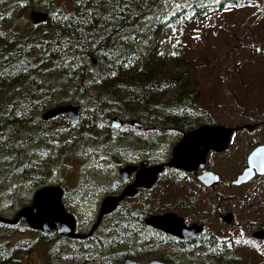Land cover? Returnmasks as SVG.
Returning a JSON list of instances; mask_svg holds the SVG:
<instances>
[{
  "label": "trees",
  "instance_id": "obj_1",
  "mask_svg": "<svg viewBox=\"0 0 264 264\" xmlns=\"http://www.w3.org/2000/svg\"><path fill=\"white\" fill-rule=\"evenodd\" d=\"M221 3L232 6L238 0ZM32 10L46 13L47 20L33 25L26 17ZM223 10L213 0H189L185 4L174 0H119V6L117 0H2L0 140L8 137L6 140L12 141V163L25 162L22 152L49 136L57 137L58 148L72 153L69 156L84 143L108 160H121L124 153L114 152L110 143L113 135L111 131L103 133V124L98 125L100 117L138 120L147 126L156 125L159 132L174 130L179 137L184 131L210 124L201 117L205 113L199 102L205 85L190 71L193 57L189 50L180 49L173 58L160 55L156 40L165 27L198 21ZM64 60L69 66H64ZM216 61L209 55L198 65L213 67ZM229 66L231 70L233 64ZM207 74L216 76L213 69ZM61 105L91 109L84 110L81 125L71 126L63 116L40 119L43 112ZM53 123L58 124L56 129L50 125ZM118 140L124 145L121 135ZM167 156L159 162H165ZM13 170L0 169V199L12 192L8 177ZM189 181L180 176V192L185 187H201L196 181L195 186L189 185ZM28 199L22 192L11 205L20 208L28 204ZM180 201L181 211L197 219L203 206L199 194L190 192ZM133 215L122 212L105 216L98 226L106 229L101 237L94 232L83 239L55 235L67 242L66 254L65 248L60 253H48L40 264H91L104 257L103 250L111 251L122 244L132 252H118L119 257L107 264H118L126 257L165 264H245L236 254L238 247L233 240L204 231L196 239L182 242L148 230ZM24 228L29 230L26 224ZM159 248L163 252L155 256L154 250ZM15 251L10 242L0 244V264L14 263Z\"/></svg>",
  "mask_w": 264,
  "mask_h": 264
},
{
  "label": "rangeland",
  "instance_id": "obj_2",
  "mask_svg": "<svg viewBox=\"0 0 264 264\" xmlns=\"http://www.w3.org/2000/svg\"><path fill=\"white\" fill-rule=\"evenodd\" d=\"M187 1L174 0V3L185 4ZM238 4L241 6H230V11L214 12L198 21H185L175 27H165L156 40L157 54L163 53L173 58L169 53H177L186 48L193 57L190 71L205 85L199 102V107L205 113L201 117L210 122L202 125L242 128L231 134L224 152L207 156L206 166L219 176V185L204 193L198 187H187L180 193L182 196L190 192L199 194L203 206L197 217L204 223L195 219L193 214L181 211V201L176 198L163 200L161 212H174L186 224H205L206 232L219 239L233 240L238 247L236 254L245 264H264V242L255 241L251 237L252 232L264 226V176L256 177L240 187H232L230 184L242 171L248 153L255 146L264 144V0H238ZM26 17L30 21L29 11ZM197 36L199 39L195 38ZM257 47L260 48L259 52L254 50ZM209 55L217 59L215 66L209 64L207 67H199L198 63ZM230 64H233L231 70ZM209 69H213L216 76L208 75ZM89 109V106L80 108V119L84 116V110ZM111 118L100 117L98 125L103 124V133L110 134L111 131L113 139L110 143L114 152L119 150L124 153L125 157L121 160L117 157L108 160L99 151L87 149L89 146L84 143L75 150L73 156H69L72 153L61 152L58 148L57 137L49 136L27 147L22 152L25 162L18 161L15 165L10 159L13 143L9 142L10 139L6 140L8 137H3L0 140V169L14 170L8 177L12 192L0 199V218L11 220L18 210L30 205L32 194L37 189L57 182L65 189L63 203L68 208L67 212L75 218V234L85 235L96 221L101 200L120 187L122 180L118 170L129 161L142 157L157 163L169 152L168 159L172 148L188 132L184 131L179 137L174 130L159 132L156 125H146L147 134L125 128L114 130L110 127ZM50 125L54 129L58 127L56 123ZM244 126L252 129L248 130ZM115 135L124 138V145ZM13 147H17L16 142ZM68 168L72 169L71 172H68ZM186 178L190 180L189 185L195 186L191 175ZM160 186L165 188L164 183H160ZM166 186L172 187L170 184ZM22 192L23 196L29 198L28 204L20 208L16 204L12 206V200ZM134 204L139 208L141 203ZM227 213L233 215L231 225H225L218 218ZM24 224L23 219L15 227L0 223V244L10 242L16 248L12 256L14 263L8 264H40L47 259L48 253H60L64 248L66 254L68 244L64 239H57L53 233L42 236L25 229ZM94 230L93 234L98 237L106 231L104 228ZM242 240L249 243H237ZM122 251L130 253L132 249L122 244L111 251L103 250L104 257L91 264H107L117 259V253ZM161 252L159 248L153 254L157 256ZM151 260L155 259L133 261L143 264Z\"/></svg>",
  "mask_w": 264,
  "mask_h": 264
},
{
  "label": "water",
  "instance_id": "obj_3",
  "mask_svg": "<svg viewBox=\"0 0 264 264\" xmlns=\"http://www.w3.org/2000/svg\"><path fill=\"white\" fill-rule=\"evenodd\" d=\"M29 18L33 25L44 23L48 16L42 11H30ZM80 107L75 105H61L50 108L42 113L41 120L49 121L57 117H65L70 125H76L80 120ZM129 124L143 131V125L136 120H131ZM123 121L118 117L110 119V126L113 129H120ZM251 130L252 127L244 126ZM241 130L239 128H225L223 126L202 125L192 129L182 135L179 142L172 148L170 158L165 165H155L146 167V163L140 165L135 181L132 185L124 188L119 196L105 197L99 206L98 215L91 231L87 235L75 234V218L65 211L61 204L62 190L59 187H45L36 191L29 206L22 207L17 211L11 220L0 218V223L14 226L20 219H23L30 230L43 235L55 233L59 237L69 239H83L90 236L92 231L99 225L102 217L111 214L119 202L125 197L135 195V188H149L155 183L157 175L162 172L163 167L178 169L184 172L202 171L197 175V180L204 187L216 186L220 182L217 174L205 169L206 156L211 151L214 153L224 152L229 144L230 136L233 132ZM256 149L259 152L253 157ZM249 157H252L250 160ZM135 167L125 166L119 171L122 181H127ZM255 175H264V144L256 146L246 157V166L236 176L232 182L233 186H240L248 183ZM215 177L216 179H210ZM220 220L230 225L233 223V215L227 213L220 216ZM144 224L165 235L176 238L182 242L196 239L205 229V224H186L182 217L174 213L163 215H151L144 220ZM252 238L264 241V229L254 231ZM120 264H137L130 258H125ZM143 264H165L158 260H151Z\"/></svg>",
  "mask_w": 264,
  "mask_h": 264
},
{
  "label": "flooded vegetation",
  "instance_id": "obj_4",
  "mask_svg": "<svg viewBox=\"0 0 264 264\" xmlns=\"http://www.w3.org/2000/svg\"><path fill=\"white\" fill-rule=\"evenodd\" d=\"M121 120L123 121V125H122V127L120 129H122V130L125 128V129H128V130H133L134 132L138 131L139 133H143V134H147L148 133V128L146 127V124H144V122H140L139 121L144 127V130L140 131L136 127H132L129 124V122L131 120H134V119H128V120L121 119ZM210 153H213V152L210 151L207 154V156ZM170 154H171V152H170ZM207 156H206V159H207ZM169 158H170V155H169ZM169 158L165 162H157V163L150 162L148 160V158H146V157H142V158H140L139 160H136V161H129L127 164L123 165L120 169H122L125 166H131V167H135V170L130 173L127 181H122L120 187L117 190H115L112 193H110V195H108V196H119L122 193V191L124 190L125 187H127L129 185H132L134 183V181H135L136 173H137L138 169L140 168L141 164L146 163V167H152V166H155V165H165L166 162L169 160ZM245 166H246V162H245L243 168ZM205 168H207L206 164H205ZM120 169L118 170V172L120 171ZM206 170H209V169L207 168ZM201 172L200 171L184 172V171H181V170H178V169H170V168H167V167L164 166L162 172L157 175V179H156L155 183H153V185L151 187H149V188H144V187L135 188V190H136L135 195L132 196V197H125L121 202H119L117 204L116 209L111 213V215L117 213L118 211H119V213L127 212L130 215H132V213H133V214H135V215H133V217L135 219L140 218L139 220H140L141 224L145 228H147L148 230L154 231V232L161 233V232L156 231V230H154V229H152L150 227L145 226L144 220L147 217L151 216V215H163L165 213H174V212H170V211L161 212V210H162V201L163 200H167L168 198L169 199L170 198H176V199H179V200L183 199L184 196L180 195V193L182 191L180 192L179 187H178V180H179L180 176H183L184 178H186L187 176L191 175L193 181H196L198 184H200L201 187H198V188H199V190L202 193L212 190L215 186L204 187L201 183L198 182L196 177ZM181 174H183V175H181ZM256 177H260V176H256L255 175L253 177V179L256 178ZM233 181L234 180H232L230 182L232 187H240V186L245 185V184H243V185H240V186H233L232 185ZM160 183H164L165 184V188L164 189H162V187L160 186ZM166 184H170L172 187L168 188L166 186ZM188 184H190V182ZM45 187H59L62 190L61 204H62L63 208L65 209V211L67 212L68 208L63 203L64 202L63 197H64V194H65V191H64L65 189L63 188V186L56 182L55 184H50L48 186H42L41 188H45ZM41 188H39V189H41ZM186 188L187 187H185L184 189L186 190ZM39 189H37L36 191H38ZM185 190H183V191H185ZM34 193L32 194L31 200L33 198ZM108 196L106 195L105 197H108ZM102 200H101V202H102ZM137 202L141 203L139 208L137 206H135V204H134V203H137ZM30 204H31V202H30ZM99 206H100V204H99ZM98 211H99V209H98ZM174 214H176V213H174ZM220 216H222V215L218 216L219 220H220ZM104 217H102V219ZM98 226L96 228H98ZM140 227H142V226H140ZM91 229H90V231H91ZM260 229H264V226L261 225V227H258L255 231L260 230ZM93 232L94 231H92V233ZM35 233H37V232H35ZM37 234H39V233H37ZM87 234H85V235H87ZM161 234H163V233H161Z\"/></svg>",
  "mask_w": 264,
  "mask_h": 264
},
{
  "label": "snow or ice",
  "instance_id": "obj_5",
  "mask_svg": "<svg viewBox=\"0 0 264 264\" xmlns=\"http://www.w3.org/2000/svg\"><path fill=\"white\" fill-rule=\"evenodd\" d=\"M0 2H2V0H0ZM213 3H220L221 4V7L224 9V10H226V11H230L231 10V7L230 6H228V5H225V4H222L221 3V0H213ZM117 5L119 6V0H117ZM233 6H235V7H239V6H241V5H239L238 3H234V5ZM55 15V14H54ZM64 19L65 20H68L69 18L68 17H64ZM0 35H2V33H0ZM196 39H199V36H197V37H195ZM120 39L121 40H124L125 39V37H123V36H120ZM178 43V42H177ZM37 47H39L38 45H37ZM256 52H259L260 51V48H255L254 49ZM160 55H163V53H160ZM169 55H173V56H175V55H177V53L176 52H171V53H169ZM82 59V58H81ZM64 66H69V64H68V61L67 60H64ZM126 66V65H125ZM90 70V69H89ZM113 75H115V73H113ZM93 83H98V81H96V80H93ZM16 115H20V113L19 112H17L16 113ZM53 143H55L54 141H53ZM260 151V149H256V152H254L253 153V157L256 155V153L257 152H259ZM249 159L251 160L252 159V157H249ZM53 174H55L54 172H53ZM181 175H183V174H181ZM210 179H216L215 177H209ZM113 187H115V185H113ZM241 235H243L242 233H241ZM237 243H245V244H247V243H249V241H247V240H242V241H237Z\"/></svg>",
  "mask_w": 264,
  "mask_h": 264
},
{
  "label": "bare ground",
  "instance_id": "obj_6",
  "mask_svg": "<svg viewBox=\"0 0 264 264\" xmlns=\"http://www.w3.org/2000/svg\"><path fill=\"white\" fill-rule=\"evenodd\" d=\"M30 91V90H29ZM21 134V133H20Z\"/></svg>",
  "mask_w": 264,
  "mask_h": 264
}]
</instances>
